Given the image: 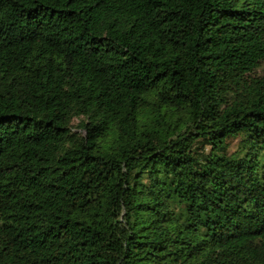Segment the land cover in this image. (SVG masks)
Wrapping results in <instances>:
<instances>
[{"label":"trees","instance_id":"trees-1","mask_svg":"<svg viewBox=\"0 0 264 264\" xmlns=\"http://www.w3.org/2000/svg\"><path fill=\"white\" fill-rule=\"evenodd\" d=\"M0 264H264V0H0Z\"/></svg>","mask_w":264,"mask_h":264},{"label":"clouds","instance_id":"clouds-1","mask_svg":"<svg viewBox=\"0 0 264 264\" xmlns=\"http://www.w3.org/2000/svg\"><path fill=\"white\" fill-rule=\"evenodd\" d=\"M114 138L115 137H114L113 134L109 135L108 140L104 143V147H105L106 150L111 146V143H112Z\"/></svg>","mask_w":264,"mask_h":264},{"label":"rangeland","instance_id":"rangeland-1","mask_svg":"<svg viewBox=\"0 0 264 264\" xmlns=\"http://www.w3.org/2000/svg\"><path fill=\"white\" fill-rule=\"evenodd\" d=\"M76 123H78V121H76Z\"/></svg>","mask_w":264,"mask_h":264}]
</instances>
